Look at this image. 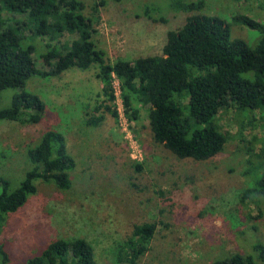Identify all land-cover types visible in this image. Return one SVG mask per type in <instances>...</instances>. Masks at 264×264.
Here are the masks:
<instances>
[{
  "label": "rangeland",
  "instance_id": "1",
  "mask_svg": "<svg viewBox=\"0 0 264 264\" xmlns=\"http://www.w3.org/2000/svg\"><path fill=\"white\" fill-rule=\"evenodd\" d=\"M190 1L195 0H105L92 39L110 62L160 54L167 31L180 27L186 17L177 4ZM205 2V11L229 24L232 17L244 15L264 26V0ZM146 6L154 9L151 20L143 15ZM91 13L88 7L84 11ZM230 31L249 46L260 36L236 22ZM77 38L64 34L59 41L69 44ZM33 59L37 69H49L36 55ZM97 72L92 67L71 69L58 78H30L24 90L45 104L40 121L0 127V178L11 189L30 168L26 147L49 128L57 126L55 130L66 133L76 164L68 191L37 180L36 193L8 218L0 234V247L10 254L7 264H21L49 241L77 233L93 245L97 264H116L117 243L143 223H155L156 231L140 264H213L234 253H251L256 243L264 245V199L241 201L242 191L250 187L244 173L257 161L248 159L247 142L255 137L254 153L263 155L264 112L255 110L245 117L232 108L223 110L219 125L230 135L224 150L205 162L178 159L153 142L145 107L139 106L137 121L128 122L124 115L126 132L119 117L124 111H117L115 101L116 120L106 114L100 127L84 125L86 114L106 99ZM15 92L1 93L0 108L9 106ZM127 132L141 158H132L138 154L129 137L125 139ZM134 163H140V170Z\"/></svg>",
  "mask_w": 264,
  "mask_h": 264
},
{
  "label": "trees",
  "instance_id": "2",
  "mask_svg": "<svg viewBox=\"0 0 264 264\" xmlns=\"http://www.w3.org/2000/svg\"><path fill=\"white\" fill-rule=\"evenodd\" d=\"M205 1L177 4L186 17L180 27L167 31L160 54L110 62L92 39L97 13L105 0H0V97L4 90L17 91L9 106L0 108V122L5 123L0 127L36 125L40 121L45 104L24 90L30 78H58L71 69L87 71L96 67L106 99L86 114L87 128L100 127L106 114L116 120L114 76L128 122L138 120L139 106L147 108L155 144L178 159L205 162L217 157L230 140L219 125L223 113L230 108L245 117L255 110L264 112V26L244 15L232 17L229 24L205 11ZM87 7L90 16L84 14ZM152 8L143 9L150 20ZM234 22L256 31L259 39L249 46L239 37H232L230 25ZM64 34L78 38L61 44L59 39ZM33 55L49 69H37ZM249 121L254 123L255 118ZM56 128L43 131L36 143L26 147L30 168L17 188L11 189L10 183L0 178V234L8 218L36 193L37 180L52 183L62 192L71 188L70 175L76 164L66 133ZM256 143L255 137L247 142L248 159L257 161L244 173L250 177V187L241 193L243 202L248 198L264 199V150L263 155L255 154ZM134 165L140 170V163ZM155 231V223L135 225L132 234L117 243L115 263L140 264ZM7 262L10 254L1 246L0 264ZM21 264L97 262L93 245L77 233L49 241ZM213 264H264V245L256 243L251 253H234Z\"/></svg>",
  "mask_w": 264,
  "mask_h": 264
},
{
  "label": "built area",
  "instance_id": "3",
  "mask_svg": "<svg viewBox=\"0 0 264 264\" xmlns=\"http://www.w3.org/2000/svg\"><path fill=\"white\" fill-rule=\"evenodd\" d=\"M113 79H114L113 80V91H114V98H115L114 101L118 105L117 111L119 112L120 109H123L121 96H120V85H119L118 80L114 76H113ZM119 117L122 118V120H123L124 132H126L128 130V124L126 123L127 120L125 119L124 114H120ZM120 123H121V121H120ZM129 136H130V134L127 132L126 135H125V139H127ZM128 140L130 141V144L133 145V146H131V148L133 147L134 153L138 154V157H136V156L134 157L133 156L132 158H134V159L135 158H141L142 157L141 151H140L139 147L137 146L136 142L132 141V137L131 138L129 137Z\"/></svg>",
  "mask_w": 264,
  "mask_h": 264
}]
</instances>
